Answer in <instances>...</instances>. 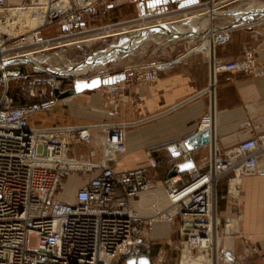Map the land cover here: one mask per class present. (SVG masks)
<instances>
[{
    "label": "built area",
    "instance_id": "obj_1",
    "mask_svg": "<svg viewBox=\"0 0 264 264\" xmlns=\"http://www.w3.org/2000/svg\"><path fill=\"white\" fill-rule=\"evenodd\" d=\"M101 1L107 0H24L21 5L0 0V20H6L4 16L11 19L7 31L0 29L1 67L20 55L88 40L93 28L88 27L86 17L96 12ZM19 10L37 19L36 25H31L30 19L21 24L24 20L19 18ZM144 10V17L140 12L130 20L141 23L139 28L170 23L168 18L178 11L172 5ZM119 23L96 31L108 33L122 27L125 32ZM49 27L55 30L53 34L44 33ZM231 28L207 33L204 38L209 50L228 43ZM59 68L51 72L29 66L23 76L0 83V264H125L131 257H149L150 233L160 221L171 223L180 237L178 264H188L183 256L198 257L194 253L215 258V264L229 263L233 246L226 240L240 234L242 218L234 197L244 176H264V132L228 149L210 138L202 159L163 180L158 179V161L150 153L146 164L118 170L114 163L127 150L126 122L31 125L35 115L53 110L64 100L57 95L67 89L63 78L77 74ZM242 72L264 75V59L253 50L231 60L212 59L210 83L203 93L212 92L217 74ZM157 76L158 66L149 65L143 66L138 78L150 82ZM92 77L91 72L78 73L73 83L76 78ZM21 79L25 84L17 89V104L10 82ZM116 85L105 86L114 89ZM207 120L204 116L202 123ZM250 124L249 120L242 123ZM187 142L184 138L166 146L175 170L177 164L192 159ZM81 145L86 151L79 149ZM227 174H231L229 188L221 198L231 196L232 200L231 206L222 210L218 209V187ZM74 175L84 182L74 192L75 201H65L60 195L66 190L67 177ZM159 184L165 188L167 205L158 209L153 205V214L142 215L133 197ZM220 214H226L222 225ZM150 260L161 264L163 256Z\"/></svg>",
    "mask_w": 264,
    "mask_h": 264
},
{
    "label": "crops",
    "instance_id": "obj_2",
    "mask_svg": "<svg viewBox=\"0 0 264 264\" xmlns=\"http://www.w3.org/2000/svg\"><path fill=\"white\" fill-rule=\"evenodd\" d=\"M199 1L201 4L183 8L171 15L168 18L170 23L186 22L182 27L189 31L196 20L212 8L217 13L222 9L245 10L249 12L247 20L260 17L261 11H264V0H251L247 6L236 7L231 5L238 0ZM7 2L10 5H21L24 0H7ZM170 5L175 7V4ZM106 6L108 12L124 9L123 22H126L123 27L126 31L123 33L126 35L132 34L142 25L135 22L136 20L130 21L133 19L128 14L131 8H137L139 13L145 12L144 8L153 9L146 7V2L143 0H114ZM252 7L258 9L251 12ZM91 15L86 17L87 22ZM233 22L234 17L224 14L204 20L203 26L206 28H223L228 25L232 27L230 41L210 50L198 44L193 46L195 42L191 40L196 36L180 41L170 39L159 31L153 32L137 49L124 54L123 69L130 70L127 72L126 80L118 83L114 89L108 88L115 90V93L110 90L107 92L106 87L103 86L76 95L81 97L82 103L91 105L93 113L87 116L93 120L87 118L88 122L69 123L126 122L127 150L117 157L114 163L116 169L142 166L146 164V154L152 153L158 161L156 173L159 180L168 177V172L172 169L173 160L167 153L166 146L180 139L189 138L199 129L209 128L211 139L216 140L223 149L243 144L257 133L264 132V75L252 76L243 72L219 73L212 92L203 93L210 83L212 59L223 61L235 59L246 50H253L260 59H264V15L250 23L234 25ZM204 29L200 34L205 36L209 30L204 31ZM112 34L116 33L108 30L105 35L93 36V42ZM146 56H152V61L144 62ZM126 58L128 59L125 60ZM96 60L98 59L93 57V77L100 73L105 74L106 71L109 75L115 73L110 66L97 65ZM149 65L158 66L157 78L150 82L140 81L138 77L143 72V66ZM82 74L88 75V72ZM226 76H230V79L227 80ZM104 93H107L110 100L117 102L110 104L108 98H103ZM204 116H208L206 123H202ZM246 120L251 122L249 126L242 125ZM79 149L86 151L87 147L81 145ZM207 150L208 145L193 150L192 159L194 161L202 159L207 154ZM66 180L67 188L72 191H76L84 182L75 175L68 176ZM224 195L222 189L218 190V209H222L220 203L223 200L221 196ZM68 200L75 201L74 196ZM132 202L142 215L149 216L153 214V205L161 208L166 206L168 201L165 188L160 186L139 193L133 197ZM237 207L242 213L240 229L246 236L236 242V257L232 264H263L264 176L248 175L242 178ZM174 234L176 233L171 223L156 222L150 233V242L159 243V240L170 239ZM154 254L155 250L150 246L149 257L153 259Z\"/></svg>",
    "mask_w": 264,
    "mask_h": 264
},
{
    "label": "rangeland",
    "instance_id": "obj_3",
    "mask_svg": "<svg viewBox=\"0 0 264 264\" xmlns=\"http://www.w3.org/2000/svg\"><path fill=\"white\" fill-rule=\"evenodd\" d=\"M112 1H114V0L101 1L99 3V6L97 7L96 12L93 13L90 16V18L88 19V22H87L88 27L93 28V34H91L88 37L89 39L92 38L91 41H89L87 43H83V44L59 46V47L48 49L44 52H40V53H38V55H42V56L44 55L45 56V60L43 61V63H41V65L45 66V67H52L56 70H58V68L60 66H63L65 68V70L68 71L70 69L68 67H65L66 65L70 64L71 62L75 63V64L82 65V61L87 59L88 56H90L92 54L98 59V60H96L97 65H100V64L104 65L105 64L107 66H110L111 70L113 72H115L114 74L119 73L121 71H125L123 69V65H122V58L125 57L124 56L125 53L112 54L111 56H109L110 59L108 61L105 60V61H102V63H100V58L102 56L99 57V54L101 51L109 49V48H111V46L114 43L119 42V40L121 39V37L123 35L122 31H124V29L122 27H118L117 29L111 30V33L119 32L120 34H114V35L112 34L108 37L100 38V39L93 42V36L106 34V33H103L105 31L98 32V30L96 31V29H100L103 26H106V25H109L112 23H117V22H120L119 26L124 25L123 24V19H124L123 14L125 13L123 11L124 9L120 8L117 11H109V12L107 11L108 8L106 5ZM250 2H251V0H238V1L234 2L231 6H233V7L247 6V3H250ZM128 14H130L132 16L131 18H134V16L139 15V12L137 11V8H134V9L131 8V11ZM23 23H25V21H23L21 24H23ZM7 24L9 25V23H7ZM0 29H1V31H7L8 26L5 28L0 27ZM24 29L25 28H22L20 31H23ZM54 32H55V30L52 27L44 29L45 34H53ZM204 37H205L204 34H202V35L199 34L194 39H192L191 41L195 42V45H193V46H198V45L199 46L200 45L205 46L207 40ZM179 40L183 41L184 39H179ZM90 58H92L90 60L91 64H90V62L89 63H83V65H82L83 67H87L88 65H89V67L93 66V56H91ZM152 58H153L152 56H146L144 59V62L152 61ZM127 59L128 58H126L125 60H127ZM136 59H137V57L135 58V61H136ZM84 64L87 66H84ZM31 69H33V68L31 67ZM92 70H93V67H92ZM106 72H108V71H106ZM78 73L79 72H77V74H73V76H71V77L63 78L64 83H65V87H67V89L70 88L71 86H73V84H72L73 80L78 75ZM91 75H93V71L91 72ZM22 84H25L24 80H22V79L21 80H12L10 82V86L12 89H18V87ZM105 87L104 88L108 92L110 89H108L107 86H105ZM2 91H3V85H0V95H1ZM110 91H112V90H110ZM112 92L115 93L116 91L114 90ZM112 92H109V93L113 94ZM76 95L74 97H71V99H69V100L61 101L51 111H47V112H43L41 114L35 115L31 119V125H37V124L38 125L39 124L40 125H49V124L51 125V124H56V123L68 124L69 122H72V123L76 122L77 123V122H82V121L88 122L87 118H89V116H87V114L91 115L93 113L92 109H91V105H89V103L86 104L85 102L82 103L80 100L81 97L79 95L77 97ZM102 95H103L104 99L108 98L110 100V98L107 96V93L106 94L104 93ZM109 100H108V102H109ZM111 102L115 103L117 101L116 100H110L109 103L112 104ZM103 103H104V101H103ZM59 110H61V112H59ZM89 119L93 120L91 118H89ZM89 123H93V122H89ZM150 154L152 155V153H150ZM147 155H148V153L146 154V157H147ZM230 177H231V174H227L226 176H224L220 180V186L218 189L219 191L222 189L223 192H225V193L227 192V189L229 188L228 183H229ZM67 187L68 186H67V181H66V184H65L66 190H65L64 194H61L60 196L62 198H64V200L69 201L68 199L74 196L75 191H72L71 189H69ZM159 187H160V184H159ZM240 189H241V184L239 186L238 195L236 197H234L236 199V201H237L238 196L240 194ZM220 194H222V192H220ZM231 200H232L231 196H227L226 198L221 200L222 201L221 203H223V206H221V203H220V207L222 208V210L225 208L227 209V207L231 206ZM228 201H230V202L228 203ZM220 215H221L220 220H221V225H222L223 224V217L226 214L225 215L220 214ZM239 230H240V234L234 236L233 238H229L226 240V241L230 240V242H232L231 246H233V251H232L233 259L229 263H226V264H232L235 261L236 242L241 240L244 236H246L242 233V231L240 229V221H239ZM159 241H160L159 243L156 242L155 244H151V242H150V246H152V248H154V250H155V254L153 257L156 258L158 255H162L163 261L161 264H178V258L180 256V237L177 234H174V235H171L170 239H165V240L163 239V240H159ZM194 255H198V257L200 256L199 253H194ZM184 261L186 263H188L186 261L185 257H184ZM218 264H220V263H218Z\"/></svg>",
    "mask_w": 264,
    "mask_h": 264
},
{
    "label": "water",
    "instance_id": "obj_4",
    "mask_svg": "<svg viewBox=\"0 0 264 264\" xmlns=\"http://www.w3.org/2000/svg\"><path fill=\"white\" fill-rule=\"evenodd\" d=\"M143 1L146 2V7L149 8H166L170 4H175V7L178 10L196 4H201L199 0H178L177 2H174V0H143ZM248 13L249 12H246L245 14ZM219 14H224L234 17V22H233L234 25L240 23H250L252 21H256L263 17L262 14L260 17L247 20L244 18V16L238 15L236 11L233 9L232 10L222 9L220 13H217L214 12V8H212L211 11H208V13H206L205 15L200 16L193 24L192 29H190L186 34H177L175 32L167 30V28L163 24H154L146 28H138L132 34H129L127 36H122L119 42L114 43L112 46L119 47L118 50L119 54L134 51L141 43H143V41L146 39L149 33H153L155 31H159L163 33L170 39L189 40L195 37L196 26H199L202 22H204L205 19H210ZM183 23L186 22H182L181 25H183ZM131 46L134 47L131 48ZM91 56L93 55L91 54L88 57ZM1 66L2 64L0 63V83L5 78H15V77L23 76L27 72L29 66L33 67L36 71H42V70L51 71V72L55 71V69L52 67L37 68L36 63L30 58V56L27 55H21L13 59H9L3 63L4 68H2ZM127 78H128V74L125 71L121 73L109 75L108 77H102L101 75H96L90 79L78 78L74 81L72 87L66 89L63 92H57V95L59 98L63 99L69 96L80 94L87 90H95L104 85L118 84L121 81L126 80ZM210 138H211L210 129L209 128L201 129L200 131L195 132L188 138V142H187L188 149L193 151L204 145H207L210 141ZM193 165H194L193 159L179 163L176 165L177 170L172 168L168 172V176L174 175L176 172L182 173L186 169L191 168ZM125 264H151V260L148 256L144 255L139 258H134V257L128 258L125 261Z\"/></svg>",
    "mask_w": 264,
    "mask_h": 264
},
{
    "label": "bare ground",
    "instance_id": "obj_5",
    "mask_svg": "<svg viewBox=\"0 0 264 264\" xmlns=\"http://www.w3.org/2000/svg\"><path fill=\"white\" fill-rule=\"evenodd\" d=\"M258 8H254V7H252V9H250V11L252 12V11H256ZM235 11H236V13L238 14V15H242V16H244V18L245 19H247V16L246 15H248V14H245L247 11H245V10H242V9H235ZM18 14H19V18H21V19H23L24 21H28L29 19V21L31 22V25H36V22H37V19H33V18H28V14H27V12L26 11H23V10H19V12H18ZM261 14H263L264 15V11H261ZM146 15V12H143V13H141V17H144ZM4 18L6 19V20H0V27L2 28L3 26L4 27H7L8 26V24L7 23H11V19H10V17L9 16H4ZM28 19V20H27ZM9 21V22H8ZM5 23V24H4ZM157 24H160V23H157ZM161 24H163L166 28H167V30H169V31H172V32H175V33H177V34H186L187 32H188V30L187 29H185L184 27H182V25H181V23H161ZM203 24H204V22H202L199 26H196V29H195V33H196V35L195 36H197V35H199L202 31H203V29L204 28H206L205 26H203ZM152 25H154V24H152ZM148 26H151V24H148L147 26H145V27H143V28H146V27H148ZM226 27H231L230 25H228V26H226ZM214 28H216V27H213V29ZM224 28V27H223ZM7 29V28H6ZM218 29H220V28H218ZM209 30V31H208ZM212 29H210V28H206V29H204V31H208V32H210ZM116 34H119V32H117ZM152 33H149V35L146 37V39L151 35ZM128 35V34H127ZM125 33H123V35L122 36H127ZM89 41H91V38L90 39H88V40H84V41H82V42H79L80 44H83V43H87V42H89ZM77 44V43H76ZM70 45H72V44H70ZM75 45V44H74ZM206 48L209 50V43H208V41H206ZM132 47H134V46H131V48ZM118 50H119V47H117V46H111V48H109V49H106V50H104V51H101L100 52V54H99V56H102L101 58H100V63H102V61H105V60H109L110 59V57L109 56H111L112 54H119V52H118ZM21 56V55H20ZM27 56H30V58L36 63V67L37 68H41V67H45V66H42L41 65V63H43V61L45 60V56L43 55H38V54H32V55H28L27 54ZM18 57V56H17ZM93 57H95L94 55H93ZM15 58V57H14ZM13 59V58H12ZM92 58H90V57H88L87 59H85L84 61H82V65H83V63H89L90 62V60H91ZM90 64H91V62H90ZM68 65H70L69 66V69L70 70H63L64 72H66V73H77V72H79V73H83V72H92L93 70H91L92 69V66L91 67H89V65L87 66V65H85L84 64V66H87V67H83L82 65H79V64H75V63H70V64H68ZM101 65V64H100ZM99 65V66H100ZM103 65V64H102ZM61 70V68H58V70ZM83 75H86V74H83ZM109 75H106V76H103L102 75V77H108ZM4 80V79H3ZM124 81V80H123ZM122 82V81H121ZM120 82V83H121ZM113 85H115V84H113ZM105 86V85H104ZM108 86V85H107ZM110 86H112V85H110ZM71 97H74V95L73 96H69V97H66V98H64V100L63 101H66L67 99H69V98H71ZM242 180V179H241ZM235 182H237V181H232L231 182V185H230V190L231 191H234V187H233V184L235 183ZM64 200V199H63ZM67 201V200H66ZM156 209H158V208H160V207H158L157 208V206L155 207ZM184 257H185V259H186V261L189 263V264H215L214 263V260L213 259H215V258H213L212 260H211V258L209 259V258H207L205 255H203V254H200V256L199 257H196V258H193V257H191V256H187V255H184L183 256V261H184ZM185 262V261H184Z\"/></svg>",
    "mask_w": 264,
    "mask_h": 264
},
{
    "label": "trees",
    "instance_id": "obj_6",
    "mask_svg": "<svg viewBox=\"0 0 264 264\" xmlns=\"http://www.w3.org/2000/svg\"><path fill=\"white\" fill-rule=\"evenodd\" d=\"M12 81V80H11ZM13 91H14V98H15V102L18 104V103H20V99H19V95H18V93H17V89H13Z\"/></svg>",
    "mask_w": 264,
    "mask_h": 264
}]
</instances>
